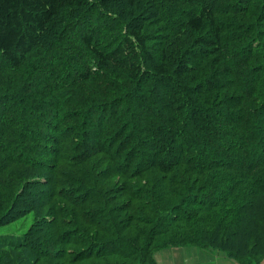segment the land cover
I'll return each mask as SVG.
<instances>
[{
  "label": "trees",
  "instance_id": "16d2710c",
  "mask_svg": "<svg viewBox=\"0 0 264 264\" xmlns=\"http://www.w3.org/2000/svg\"><path fill=\"white\" fill-rule=\"evenodd\" d=\"M27 215L0 264H259L264 0H0V228Z\"/></svg>",
  "mask_w": 264,
  "mask_h": 264
},
{
  "label": "rangeland",
  "instance_id": "374dc122",
  "mask_svg": "<svg viewBox=\"0 0 264 264\" xmlns=\"http://www.w3.org/2000/svg\"><path fill=\"white\" fill-rule=\"evenodd\" d=\"M104 21H102V24L105 25L104 27V31L106 33L109 32V30L112 29V24L110 19L106 18L103 19ZM107 26V28H106ZM111 33H113L111 31ZM32 222V215H27L23 218H20L19 220L12 222L11 224H8L6 226H3L0 228V234H13V235H21L23 234L29 227V225ZM173 243V242H172ZM186 243V245H184L183 247H176L179 248L177 249V260L178 263H181V258L184 255V258L186 257L187 259H185L184 264H219L221 263V259L218 257V255H225L226 257H228L226 254H224L221 251L218 250H207V249H200L197 248L195 246H191L192 244H188L189 242L181 240V243H176V244H184ZM163 251V250H161ZM194 254V252H196ZM165 252V251H163ZM168 252V251H166ZM204 256L209 257V259H207L206 262L204 260ZM229 258V257H228ZM202 259V260H201ZM231 259V258H229ZM221 260V261H220ZM232 261H234L236 264H240L239 262L235 261L234 259H231ZM251 262V261H250ZM249 262V263H250ZM165 264H172L170 263L167 259L164 262ZM259 264H264V258H262L261 260H258Z\"/></svg>",
  "mask_w": 264,
  "mask_h": 264
},
{
  "label": "crops",
  "instance_id": "0c3cea01",
  "mask_svg": "<svg viewBox=\"0 0 264 264\" xmlns=\"http://www.w3.org/2000/svg\"><path fill=\"white\" fill-rule=\"evenodd\" d=\"M184 248V247H183ZM177 249L179 248H166V249H163V251H159L157 252L155 255H154V259H155V262L156 264H165V260L167 259L170 263L172 264H184V261L185 259H187L186 257L184 258V255L182 256V258L180 259L181 260V263H178V260H177V252L178 251ZM185 249V248H184ZM168 251V252H166ZM197 253L194 252V254ZM204 260L206 261L207 259H209V257H206L204 256ZM218 257L222 260L221 263L219 264H236L234 261H232L231 259H229L228 257H226L225 255H218ZM202 260V259H201ZM206 262H209V261H206Z\"/></svg>",
  "mask_w": 264,
  "mask_h": 264
}]
</instances>
